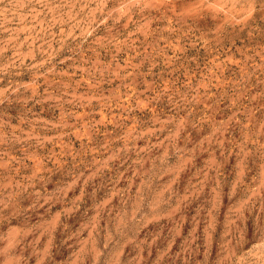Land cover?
Returning a JSON list of instances; mask_svg holds the SVG:
<instances>
[{
	"label": "rangeland",
	"instance_id": "374dc122",
	"mask_svg": "<svg viewBox=\"0 0 264 264\" xmlns=\"http://www.w3.org/2000/svg\"><path fill=\"white\" fill-rule=\"evenodd\" d=\"M0 264H264V0H0Z\"/></svg>",
	"mask_w": 264,
	"mask_h": 264
}]
</instances>
